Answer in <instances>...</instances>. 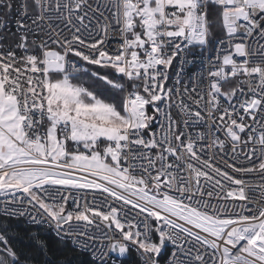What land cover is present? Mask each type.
<instances>
[{"label":"snow or ice","instance_id":"1","mask_svg":"<svg viewBox=\"0 0 264 264\" xmlns=\"http://www.w3.org/2000/svg\"><path fill=\"white\" fill-rule=\"evenodd\" d=\"M0 264H264V0H0Z\"/></svg>","mask_w":264,"mask_h":264},{"label":"trees","instance_id":"2","mask_svg":"<svg viewBox=\"0 0 264 264\" xmlns=\"http://www.w3.org/2000/svg\"><path fill=\"white\" fill-rule=\"evenodd\" d=\"M20 230L23 231V228H21Z\"/></svg>","mask_w":264,"mask_h":264}]
</instances>
